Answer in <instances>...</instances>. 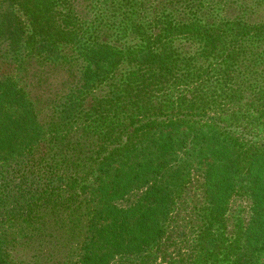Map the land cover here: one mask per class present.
I'll list each match as a JSON object with an SVG mask.
<instances>
[{"label":"trees","instance_id":"obj_1","mask_svg":"<svg viewBox=\"0 0 264 264\" xmlns=\"http://www.w3.org/2000/svg\"><path fill=\"white\" fill-rule=\"evenodd\" d=\"M88 1L106 20H83L79 0H0V264L5 230L26 255L148 264L188 186L203 176L213 221L243 169L258 241L264 155L226 126L264 128L244 115L257 100L233 91L249 62L264 65V0ZM25 56L68 73L46 112L23 83ZM211 246L199 244L207 260Z\"/></svg>","mask_w":264,"mask_h":264},{"label":"rangeland","instance_id":"obj_2","mask_svg":"<svg viewBox=\"0 0 264 264\" xmlns=\"http://www.w3.org/2000/svg\"><path fill=\"white\" fill-rule=\"evenodd\" d=\"M67 3L71 5V0H67ZM64 7H66L65 1L60 4V8L63 9ZM76 10L81 14L80 17L88 23H98L100 19L104 21L108 16V13H105L107 9L96 8L88 0H79ZM259 12L264 16V8ZM262 41L263 46H261L264 50V39ZM64 54L66 57L68 55L70 57V51H66ZM50 61H40L36 56H25L24 60L25 69L23 73H26V75H23V83H30L31 87L29 89L31 91L34 89L39 94L38 97L41 100L39 109H43L44 112H46L44 109L52 103L63 101L68 86V73L65 68H60L57 71L54 68L57 63H50ZM66 61L70 62L71 57ZM69 64L71 65V62ZM247 66H249V69L245 73V83L242 84L241 82L242 86L238 89L233 88V91L238 93L242 91V95L246 99L257 100V102L255 101L257 104H254L244 114L249 122L254 119L264 121V117H262L264 113H262L260 107L264 102V65L249 62ZM233 81L239 80L235 78ZM238 123L243 125L236 124L231 127L226 126V128L233 136L244 133V139L247 142L254 138L249 132L256 129V127L248 126L243 122ZM225 124L227 125V123ZM254 140L257 139L254 138ZM263 141L260 139L261 144H264ZM255 147L257 146L253 143H248V146H246L250 152ZM261 152L264 154L262 148L259 153ZM246 171L247 169H243L240 176H237L238 181L236 180L234 192L221 207L220 215L213 221L209 220L202 181L203 176L200 175L197 183L188 186L180 200V205L178 204L173 210L172 217L174 221L170 228L172 240H166L161 247L160 254L147 258L146 262L148 264H239L238 261L241 260L240 264H264V215L261 220V234L258 236L257 241L255 236L251 234V232H255V229L249 228L250 220L254 217L251 198V190L254 186ZM241 179L245 180L241 182ZM5 232L8 233L7 236L10 235L7 240L12 242L14 240L12 239V230H5ZM175 236L176 239L181 237V240L175 243ZM205 239H210L211 248L214 249V254L208 260L202 257L201 247H199L201 241ZM8 241H6V244L9 245L6 264H71V249H63L61 257L59 254L53 255L51 252L47 254L29 252L32 255H26L27 250L22 246L23 244L18 243V240H14L12 243ZM46 250H50V248H46Z\"/></svg>","mask_w":264,"mask_h":264},{"label":"flooded vegetation","instance_id":"obj_3","mask_svg":"<svg viewBox=\"0 0 264 264\" xmlns=\"http://www.w3.org/2000/svg\"><path fill=\"white\" fill-rule=\"evenodd\" d=\"M249 134L252 136V137H254V138H256L257 140V142L254 140V138H251V140H249L248 141V143H250V144H256L257 145V148L258 149H260L261 150V148H262V150H263V152H264V144H261V142H260V139H262V140H264V128H263V130L262 129H259V128H256V129H254L253 131H250L249 132ZM260 142V143H259ZM263 143H264V141H263ZM259 150V151H260ZM262 153V152H261ZM263 154V153H262ZM264 155V154H263Z\"/></svg>","mask_w":264,"mask_h":264}]
</instances>
